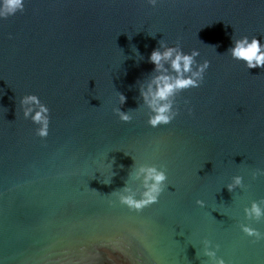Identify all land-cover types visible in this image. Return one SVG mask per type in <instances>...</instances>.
I'll use <instances>...</instances> for the list:
<instances>
[{"label":"water","instance_id":"water-1","mask_svg":"<svg viewBox=\"0 0 264 264\" xmlns=\"http://www.w3.org/2000/svg\"><path fill=\"white\" fill-rule=\"evenodd\" d=\"M243 35L264 42V0H164L155 9L144 0H28L0 22V264H204V239L229 264H264V241L239 227L244 207L264 200V176L253 177L264 168V69L228 54ZM161 39L199 49L211 67L178 98L181 115L153 129L137 109L138 81L154 69ZM118 92L122 110L137 109L131 123L114 112ZM31 93L51 109L46 140L19 105ZM126 153L168 168V189L142 213L110 204L135 163ZM113 159L107 185L95 171ZM235 175L246 187L232 193ZM253 226L264 232V221Z\"/></svg>","mask_w":264,"mask_h":264},{"label":"clouds","instance_id":"clouds-1","mask_svg":"<svg viewBox=\"0 0 264 264\" xmlns=\"http://www.w3.org/2000/svg\"><path fill=\"white\" fill-rule=\"evenodd\" d=\"M144 2L155 9L164 0H144ZM27 3L28 0H0V22L24 13ZM149 34L156 36V33L151 31ZM9 38H13L12 34H9ZM213 48L215 49V46ZM133 50L136 52L138 61L143 59L139 49L134 48ZM228 54L233 60L243 63L247 69L257 67L264 69V42L258 36H234L233 46L228 49ZM200 56L201 51L197 48L186 52L179 40L174 44H170L165 39L159 40V46L151 52L149 57V62L154 65V69L144 80L138 81L142 103L137 109L147 110V124L151 128L158 129L161 126L171 125L181 115L178 98L185 91L200 88L204 84L211 61L204 59L201 62L198 59ZM118 93L120 106L115 107L114 112L120 121L131 123L134 119L133 113L137 109L122 110L121 106L127 102V96L122 92ZM190 103L189 100H185L184 107L192 114L194 110L188 107ZM19 105L24 119L31 120L37 126L35 134L46 140L50 135L52 122L49 106L35 93L23 95L19 99ZM126 155L131 154L126 153ZM132 158L135 163L128 174L125 186L110 194L114 197L110 204L115 206L118 202L133 212L142 213L146 208L160 202L162 195L169 187V173L166 165L137 163L135 157L132 156ZM114 163L115 159L106 162L107 169L102 167L95 171V173L99 171L104 177L102 183L107 185L112 183V178L116 175L113 171ZM95 173L92 178H96ZM261 176H264V168H257L253 172V177ZM226 187L232 193L238 189H245V177L243 175L233 176ZM196 204L201 208L207 207L204 199H198ZM215 210L225 214L219 208ZM244 214L248 223L239 224L241 231L247 237L253 238V243L264 241V232L253 226V222L264 221V200H253L250 206L244 207ZM219 249L218 243H214L211 239H204L203 255L207 257L204 264H229V261L219 254ZM104 251L111 259L107 248Z\"/></svg>","mask_w":264,"mask_h":264}]
</instances>
